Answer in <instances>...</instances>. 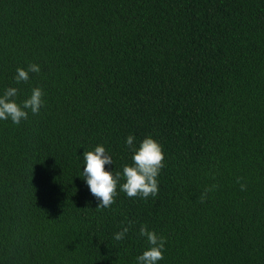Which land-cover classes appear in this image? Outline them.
<instances>
[{
    "label": "trees",
    "instance_id": "obj_1",
    "mask_svg": "<svg viewBox=\"0 0 264 264\" xmlns=\"http://www.w3.org/2000/svg\"><path fill=\"white\" fill-rule=\"evenodd\" d=\"M9 86L44 106L0 121V264H135L141 225L158 264H264V0H0ZM129 134L162 146L158 194L96 208L82 152L122 171Z\"/></svg>",
    "mask_w": 264,
    "mask_h": 264
},
{
    "label": "clouds",
    "instance_id": "obj_2",
    "mask_svg": "<svg viewBox=\"0 0 264 264\" xmlns=\"http://www.w3.org/2000/svg\"><path fill=\"white\" fill-rule=\"evenodd\" d=\"M40 70V65L36 63H29L26 68L17 67L13 80L16 84L26 82L29 80V73H39ZM18 94V88L14 86L6 87L0 92V121L10 120L12 124L18 125L28 118L29 112L36 115L44 106V93L38 86L33 87L30 94L19 102ZM135 141L132 134L124 139L125 147L131 152V163L123 165L122 171H113L112 155L102 144L82 152L83 170H80L79 177H82L89 193L96 200V208H109L114 203L118 185L119 191L129 198L147 199L149 196H157V177L164 167L162 146L150 135ZM239 182L240 178L237 177V183ZM240 187L243 190L244 185L240 184ZM210 190L205 188L201 193V201ZM127 232L128 227H124L114 233L113 238L120 241ZM139 236L146 240L148 247L135 257V264H158L163 259L165 238L144 225L139 228Z\"/></svg>",
    "mask_w": 264,
    "mask_h": 264
}]
</instances>
